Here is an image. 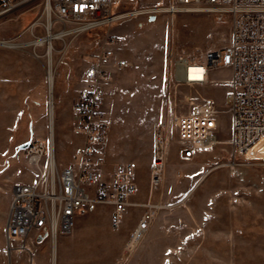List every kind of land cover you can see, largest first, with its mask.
<instances>
[{"label": "rangeland", "instance_id": "obj_1", "mask_svg": "<svg viewBox=\"0 0 264 264\" xmlns=\"http://www.w3.org/2000/svg\"><path fill=\"white\" fill-rule=\"evenodd\" d=\"M172 1L119 0L115 10L121 6L132 9L169 5ZM44 12L45 0H29L12 12L0 15V40L26 43L42 35L46 22ZM34 21L38 22L30 28ZM108 35L115 39L117 53L130 62L128 68L113 74L103 106L111 132L110 154L106 157L109 168L113 163L130 161L137 184L133 199L138 203L149 198L163 200L165 207L154 226L163 215L174 221L177 207L189 204L203 190H208L205 194L210 195H205L202 203H215L234 210V221L246 213V232L239 235V223L233 224L237 239L231 246L237 252L246 250L251 255L242 264H264V183L261 180L264 139L247 154L249 160L240 158L233 162L224 144L199 150L192 160H181L173 124L174 113L187 109L190 100L200 96H211L220 108H226L227 83L222 80L228 76L226 72L214 80L210 75L213 82L205 85H185L178 82L176 66L181 58L193 59L207 49L225 46L230 35V17L206 10L166 12L156 14L153 19L147 16L125 18L111 26L55 40L52 58L57 74L53 81V123L59 158L65 156L67 126L73 116L72 104L82 87L85 65L99 53ZM47 66L45 47L0 46V264H27L29 258L35 264L53 263V242L49 237L34 244L30 253L12 256L6 250L4 238L14 185L32 182L39 173L20 146L39 138L46 143L50 135ZM221 116L219 137L226 140L231 136L230 117L227 113ZM160 121L167 123L171 140L167 169L171 172L180 169L177 175L180 181L179 185H173L176 182L173 178L164 185L165 171L163 182L151 189L152 136L155 124ZM187 187L191 190L188 197H181ZM258 188L261 189L259 194ZM257 202L258 214L254 213ZM141 209L131 207L119 229L112 228L107 206L100 205L93 212L80 214L73 232L57 240V264L116 263ZM169 230L173 232L164 239L163 229L160 235L148 234L124 264H176L174 258L163 260L165 247L176 242L175 229Z\"/></svg>", "mask_w": 264, "mask_h": 264}, {"label": "built area", "instance_id": "obj_2", "mask_svg": "<svg viewBox=\"0 0 264 264\" xmlns=\"http://www.w3.org/2000/svg\"><path fill=\"white\" fill-rule=\"evenodd\" d=\"M27 1L0 0V15L12 12ZM118 1L45 0V32L34 37L41 40L33 45L45 47L47 53H52L57 39L111 26L130 17L153 19L159 13L197 9L226 13L230 17L227 44L207 49L193 59L181 58L176 66L178 82L185 85H205L213 82L212 72L229 71V76L222 78L227 83L226 108H220L211 96H200L190 100L187 109L174 113L178 157L192 160L197 151L224 144L233 162L240 158L249 160V150L264 136V0H173L169 5L132 9L121 6L116 11ZM129 66V60L117 53L115 39L108 35L99 53L85 65L82 87L72 104L73 116L67 126L65 156H58L54 125L53 133L50 127L46 143L32 140L23 149L25 157L39 173L34 181L20 182L13 187L4 232L10 256L30 253L31 247L45 237L56 242L59 237L71 234L78 216L93 212L100 205L109 208L113 229L120 228L131 207L140 206L142 211L126 239L120 260L114 263L124 264L165 207L161 198L136 202L133 198L137 184L132 163H117L109 168L103 153L110 132L103 110L104 97L113 74ZM192 67L196 68L195 72L190 70ZM52 70L53 81L57 74L53 58L47 66L48 84ZM48 92L50 113V108L54 109L53 89L49 88ZM223 113L230 117L231 136L226 140L219 137ZM170 143L167 123H156L149 167L151 189L163 182ZM261 180L264 183V170ZM27 264L35 263L29 258Z\"/></svg>", "mask_w": 264, "mask_h": 264}, {"label": "crops", "instance_id": "obj_3", "mask_svg": "<svg viewBox=\"0 0 264 264\" xmlns=\"http://www.w3.org/2000/svg\"><path fill=\"white\" fill-rule=\"evenodd\" d=\"M225 72L229 76L228 70L212 72V79L214 80V77H219L220 74ZM111 83L107 87L108 91L104 97L103 106L111 88ZM110 137L111 132H109L108 139L103 145L105 158L110 154ZM39 140H42V138H39ZM128 162L131 163L130 161H122V163ZM114 164H117V162L113 163V165ZM165 171L164 185L172 181L173 178L174 181H176L173 185H179L178 181H180V178L177 175H179L178 172L180 169L171 172L168 171L166 165ZM182 181L184 182V179ZM190 191L191 190L188 187L183 189L180 194L181 197H188ZM207 191L208 190H203L201 191V194L199 193L194 196L189 204L177 207V218L174 221L165 219V215H163V218L159 219L158 223L155 226L153 225L154 227L152 226L147 233V235L150 234V236L160 235L163 229L164 239L167 235H170L173 232L169 229H175L176 242L172 246L165 247L163 251V260H171L174 258L176 264H242V261L250 258L251 255L246 250L237 252L231 246V244L237 239V232L235 230L236 226L233 224L236 222L239 223V235L244 231L246 232V213L239 216L238 221H234L232 215V212H235L234 210H231L226 206L218 207L215 203L210 202L203 204L202 201L204 196L210 195L209 193L205 194ZM260 191L261 189L258 188V194ZM259 209V202H257L254 207V213L258 214L260 211ZM254 220H257V215H254Z\"/></svg>", "mask_w": 264, "mask_h": 264}, {"label": "bare ground", "instance_id": "obj_4", "mask_svg": "<svg viewBox=\"0 0 264 264\" xmlns=\"http://www.w3.org/2000/svg\"><path fill=\"white\" fill-rule=\"evenodd\" d=\"M47 8H49V7H47ZM199 10H204V9H197V10H193V11H199ZM40 40L41 39H34V40L26 42V43H13L10 40H0V46L19 47V46H23V45L37 44ZM47 55H48V61L51 62L52 53L48 52ZM195 69H196L195 67H192L190 70H192V72H195ZM52 75H54L53 70H52V73H50L51 79L49 81V88L53 89L54 88V82H53L54 79L52 81ZM50 119H51V131L53 133L52 127L54 125V123H53V121H54V109H52V108H50ZM263 139H264V136L258 142H256V144L249 150V152H251V150L254 147L258 146L262 142ZM230 166L234 167V165H231V164H230ZM52 264H57V241L53 242V263Z\"/></svg>", "mask_w": 264, "mask_h": 264}, {"label": "water", "instance_id": "obj_5", "mask_svg": "<svg viewBox=\"0 0 264 264\" xmlns=\"http://www.w3.org/2000/svg\"><path fill=\"white\" fill-rule=\"evenodd\" d=\"M28 144H29V142H26V143L22 144V145L20 146V148H21V149H24V148H26V147L28 146Z\"/></svg>", "mask_w": 264, "mask_h": 264}]
</instances>
